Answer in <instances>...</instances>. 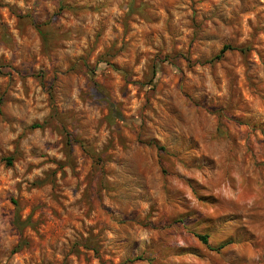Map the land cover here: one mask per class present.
I'll list each match as a JSON object with an SVG mask.
<instances>
[{
	"label": "rangeland",
	"instance_id": "rangeland-1",
	"mask_svg": "<svg viewBox=\"0 0 264 264\" xmlns=\"http://www.w3.org/2000/svg\"><path fill=\"white\" fill-rule=\"evenodd\" d=\"M0 264H264V0H0Z\"/></svg>",
	"mask_w": 264,
	"mask_h": 264
},
{
	"label": "trees",
	"instance_id": "trees-1",
	"mask_svg": "<svg viewBox=\"0 0 264 264\" xmlns=\"http://www.w3.org/2000/svg\"><path fill=\"white\" fill-rule=\"evenodd\" d=\"M231 46L228 45H223L222 48L220 49L219 53L215 56L218 58L225 50L230 49ZM196 237L201 240L203 243H207V235L204 234H196Z\"/></svg>",
	"mask_w": 264,
	"mask_h": 264
}]
</instances>
